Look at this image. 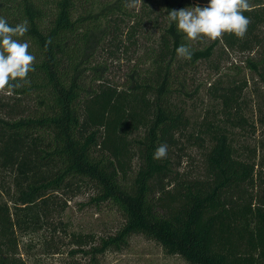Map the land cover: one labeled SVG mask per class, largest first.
I'll list each match as a JSON object with an SVG mask.
<instances>
[{
	"label": "trees",
	"instance_id": "trees-1",
	"mask_svg": "<svg viewBox=\"0 0 264 264\" xmlns=\"http://www.w3.org/2000/svg\"><path fill=\"white\" fill-rule=\"evenodd\" d=\"M249 2L245 38L225 33L207 44L184 40L167 20L170 11L205 7V0H0L10 25L28 21L22 39L36 58L30 84L6 91L14 101L0 110V171L7 175L0 188L8 196L0 202V264H27L17 229L39 226L36 210L46 215L50 192L85 188L93 204L116 209L122 224L97 239L70 234L65 264H100L135 235L187 264H264V139L246 142L264 114L248 121V82L235 77L208 92L220 101L222 121H197L183 100L219 43L248 53L244 69L264 88V0ZM146 36L149 46L113 81L111 63L127 49L139 51ZM181 43L190 44L191 60L177 56ZM161 144L168 154L157 161ZM189 148L203 155L194 178L179 170Z\"/></svg>",
	"mask_w": 264,
	"mask_h": 264
},
{
	"label": "rangeland",
	"instance_id": "rangeland-1",
	"mask_svg": "<svg viewBox=\"0 0 264 264\" xmlns=\"http://www.w3.org/2000/svg\"><path fill=\"white\" fill-rule=\"evenodd\" d=\"M205 2L204 6H207L209 0H205ZM151 33L157 37L156 31L151 30ZM147 39L146 36L140 41L139 51L131 48V50L127 49V55L119 53V60L116 59L110 66V78L113 81L121 82L123 74L133 63L134 58L132 57L140 54L141 48L149 46L150 43ZM203 40L207 44L214 42L207 39ZM247 56L248 53L227 50L219 43L211 61L201 64L197 73L190 77L192 79L189 83L191 98L189 100L183 99L187 114L196 118L197 121H201L205 117L212 122L224 120L222 114H219L220 101L210 97L208 92L213 84L216 86L224 82L228 84L229 80L235 77L240 82L244 79L247 80L248 87L243 91L245 117L249 122L257 121L256 119L264 114V106L261 100L264 96V88L252 79L251 75L244 69V60ZM237 71H240L238 75L235 74ZM13 101L9 93L0 92L1 111L5 110ZM26 106L23 110H26ZM2 115L5 116V113ZM255 126L254 136H248L249 139L246 140L251 147H254L255 142L264 139V135H262L264 126L260 125L259 121ZM202 159L203 155L200 151L189 148L182 156L180 172L191 178L200 176L202 174L200 167H203ZM135 166L136 163L133 164V168ZM5 177L7 175L0 171V186H4L6 190ZM4 189L0 188V202L8 199ZM92 196H94V192L90 188L83 189L81 193H77L75 190L50 192L47 196L46 215L44 216V211L36 210L43 217L42 221L37 223L39 226L27 230L17 229L18 250L21 259L27 264H65L69 261L68 251L72 248L68 243L70 234L92 235L96 239L114 234L122 224L121 216L110 204H93L90 201ZM100 264L187 263L179 256L165 254L154 241L135 235L130 238L127 247L117 252L109 251L104 254L100 258Z\"/></svg>",
	"mask_w": 264,
	"mask_h": 264
},
{
	"label": "clouds",
	"instance_id": "clouds-1",
	"mask_svg": "<svg viewBox=\"0 0 264 264\" xmlns=\"http://www.w3.org/2000/svg\"><path fill=\"white\" fill-rule=\"evenodd\" d=\"M251 7L249 0H209L205 7L181 8L167 15L169 25L175 24L178 34L186 41H216L225 33L244 39L251 23L243 13ZM29 31L24 20L15 26L0 16V92H12L30 84L29 73L35 71V56L29 51L30 44L22 38ZM47 43H51L49 38ZM179 58L191 60L194 52L188 43L176 48ZM168 146L161 144L153 159L167 158Z\"/></svg>",
	"mask_w": 264,
	"mask_h": 264
}]
</instances>
